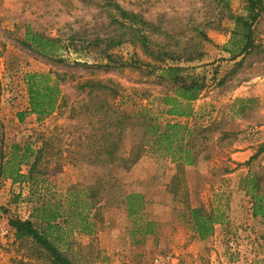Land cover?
<instances>
[{"label":"rangeland","instance_id":"obj_1","mask_svg":"<svg viewBox=\"0 0 264 264\" xmlns=\"http://www.w3.org/2000/svg\"><path fill=\"white\" fill-rule=\"evenodd\" d=\"M114 1L165 31L151 35L152 48L165 43L183 53L160 62L131 42L105 50L121 27L114 20L119 11L104 6L107 0H0V151L35 139L44 146L41 167L55 190L93 188L94 230L65 229L63 252L74 264H264V216L253 214L243 182L264 173V11L254 26L258 46L234 57L228 50L235 48L233 17L248 13L246 0ZM28 27L71 45L62 51L65 62L27 46ZM192 50L202 57L184 60ZM169 65L205 80L189 116L167 112L164 97L176 94L161 69ZM50 70L64 76L59 108L42 121L36 114L20 119L29 108L26 74ZM93 80L113 86L116 95L90 90L86 84ZM121 112L130 119L116 156H129L148 140L146 151L129 167L120 159L92 161L109 131L104 123ZM151 117L153 124H189L194 164L180 165L152 146L142 123ZM112 130L119 137L120 129ZM130 192L143 194L142 212L156 223L153 233L134 230L126 205ZM28 195V183L0 178V264H54L41 245L19 240L10 225V218L31 217ZM195 206L219 218L205 239L194 227Z\"/></svg>","mask_w":264,"mask_h":264},{"label":"trees","instance_id":"obj_2","mask_svg":"<svg viewBox=\"0 0 264 264\" xmlns=\"http://www.w3.org/2000/svg\"><path fill=\"white\" fill-rule=\"evenodd\" d=\"M247 14L234 16V49H228L234 57L252 51L258 46L254 38V26L264 11V0H246ZM104 6L112 7L119 11V17L114 20L120 23L118 32L108 37L105 50H109L124 42L139 44L147 53L158 59L160 62L168 58H176V54L183 53V50L170 48L169 44H161L159 49L152 48L153 40L151 35H162L165 31L150 24L138 12L123 8L114 0H107ZM204 38L206 33L201 32ZM165 36V35H164ZM59 37H52L27 28L26 45L31 47L39 55L65 62L62 51L72 47L64 44ZM184 60L193 61L202 57L203 52L192 50L186 52ZM163 73L172 78L175 86V96H165L164 104L169 106L167 112L170 115L189 116L193 113L191 102L198 98L205 88L204 78L199 76H183V66L169 65L161 68ZM64 76L55 71H31L26 74L25 80L29 96V108L19 113L20 119L27 114H36L38 121L54 113L60 106L63 98L61 80ZM91 86L90 90L108 92L109 95H116L117 89L107 85L102 80L89 81L86 85ZM85 87V84L81 85ZM111 93V94H110ZM106 98L100 103V108L106 107ZM142 106V105H141ZM143 107V106H142ZM109 108V107H108ZM146 108V107H143ZM106 112V110L104 111ZM117 118L108 119L105 130H109L104 136V141L99 144L98 150L94 153L92 161L106 164L112 163L118 158L116 151L119 149L123 129L128 126L130 115L123 112L114 115ZM144 118L142 123L146 124L145 132L152 137V146L157 150H164L178 164L192 165L196 162L197 153L190 146L189 138L192 130L188 123L166 122L152 123ZM111 127V128H110ZM119 128V137H113L112 128ZM118 136V135H117ZM149 137V138H150ZM146 140L144 145H147ZM143 143L139 144L129 156L120 160L125 167H129L141 158L147 148ZM264 147V146H263ZM44 156V146H37V140L28 139L24 143L13 142L7 152L0 151V178L12 180L13 183H28L29 201L34 203L30 218H10V225L15 229V235L19 240L33 239L41 245L52 258L54 264H74L73 261L63 252L65 246V232L67 226L78 228L85 232L94 230L93 218L91 215L92 203L88 198L93 193V188L71 187L64 191H57L48 179L46 172L41 167ZM247 192L253 198V214L264 216V173L247 175L244 180ZM144 196L139 192H130L126 195L128 215L132 218L134 230L139 231L143 236L155 231V222L146 219L143 215ZM194 227L200 239L211 235L214 224L219 220L215 212H208L203 207L195 206L191 209Z\"/></svg>","mask_w":264,"mask_h":264}]
</instances>
